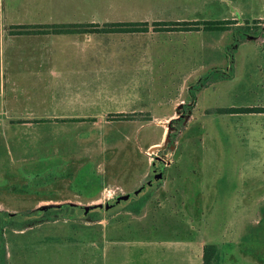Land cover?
<instances>
[{"label": "rangeland", "instance_id": "obj_1", "mask_svg": "<svg viewBox=\"0 0 264 264\" xmlns=\"http://www.w3.org/2000/svg\"><path fill=\"white\" fill-rule=\"evenodd\" d=\"M67 1L100 6L104 17L178 16L176 10L156 14L188 7L198 19L233 11L242 20H227L223 30L201 26L148 35L126 45L124 68L116 62L94 69L93 79L79 76L77 84L99 80L94 108L126 110L121 114L95 123L0 125V244L6 260L14 230L70 222L77 227L73 232L81 231L80 222L98 214L84 207L92 200L112 202L153 180L152 163L159 157L160 180L121 205L160 204L167 213L173 206L194 207L204 214L206 234L219 242L211 264H264V227H256L264 212V19H255L264 17V0ZM143 42L150 54L140 51ZM39 201L61 209L33 210Z\"/></svg>", "mask_w": 264, "mask_h": 264}, {"label": "crops", "instance_id": "obj_2", "mask_svg": "<svg viewBox=\"0 0 264 264\" xmlns=\"http://www.w3.org/2000/svg\"><path fill=\"white\" fill-rule=\"evenodd\" d=\"M84 10L88 13H83ZM164 10L179 13L178 16L172 13L104 17L106 14H99L102 8L94 4L67 0H0V125L6 121L11 126L14 123V126H53L90 118L95 123V118L109 113L121 114L126 110L110 112L108 107L103 112L102 105L94 108V103L95 106L98 104V97L94 99V94L98 96L100 92L99 80L95 78V83L88 85L77 84L79 76L93 79L97 74L94 69L114 66L116 62L118 68H124V48L139 43L137 41L143 37L147 41L148 35L188 32L150 29L133 33L18 34L13 33L15 26L242 20L233 16V11L229 17L198 19L191 16L193 12L188 7L161 8L156 15ZM146 45L149 44L143 42L140 51L150 54L151 48ZM141 59L148 62L150 58L143 56ZM91 177L94 180V176ZM143 193L127 201H134ZM96 201L92 200L89 205L99 204ZM42 202L32 209L37 210ZM94 210H97V216L80 222L81 231L73 232L77 227L70 222L58 225L47 222L25 230H14L12 250L7 251L8 264H204L205 247L219 246V242L205 232L207 226L203 225V212L188 208V205L170 207L168 213L164 205L150 203L127 207L120 203L107 211L102 208ZM189 216L190 219H184ZM30 233L39 237L26 241L24 237ZM213 260H218L217 254Z\"/></svg>", "mask_w": 264, "mask_h": 264}, {"label": "trees", "instance_id": "obj_3", "mask_svg": "<svg viewBox=\"0 0 264 264\" xmlns=\"http://www.w3.org/2000/svg\"><path fill=\"white\" fill-rule=\"evenodd\" d=\"M227 20L224 21H160V22H109V23H72V24H51L46 26H15L13 33L18 34H27V33H55V34H68V33H87V32H96V33H133V32H147L150 29L152 31H199L200 27L204 30H223V24H229ZM243 35L247 34V29ZM247 30V31H246ZM250 108H239L236 111L240 112H249ZM234 112L235 110H229ZM261 111V110H258ZM122 117V116H119ZM142 202L138 203V206H141ZM61 209L59 207H52L50 210ZM97 209V208H96ZM14 215V214H13ZM28 217V216H26ZM1 221V220H0ZM29 224L26 220L25 222ZM215 250L214 245H208L204 249L203 262L204 264H211L212 257ZM0 264H8L5 256L3 246L0 244Z\"/></svg>", "mask_w": 264, "mask_h": 264}, {"label": "water", "instance_id": "obj_4", "mask_svg": "<svg viewBox=\"0 0 264 264\" xmlns=\"http://www.w3.org/2000/svg\"><path fill=\"white\" fill-rule=\"evenodd\" d=\"M156 147H159V146H155ZM154 148V147H153ZM154 166V165H153ZM152 166V167H153ZM154 179H160L161 178V170L157 171L155 176L153 177ZM152 183L151 180L147 181L146 184H144L142 187L140 188H137L136 190H134L133 192L131 193H128L122 197H119V198H116L114 201L112 202H109V203H106V204H95V205H89V206H86L84 207L85 209V212H88L90 209H96V208H104L105 210L115 206V205H118L121 203V201H127L130 197H132V195H139L141 192H143L147 185H150ZM59 206V204H49V205H43V206H40L37 208V210H42V209H45V208H49V207H57ZM13 215V214H12Z\"/></svg>", "mask_w": 264, "mask_h": 264}, {"label": "flooded vegetation", "instance_id": "obj_5", "mask_svg": "<svg viewBox=\"0 0 264 264\" xmlns=\"http://www.w3.org/2000/svg\"><path fill=\"white\" fill-rule=\"evenodd\" d=\"M159 160H160V158L157 157V158L155 159V161L152 163V166L154 165V166H153L154 176H155L156 172L160 170L159 166L157 165V162H158ZM159 180H160V179H154V178H153V180H151L152 183H151L150 185H147V187H146L145 190H147L148 187L152 186L155 182H157V181H159ZM154 181H155V182H154ZM145 184H146V183H145ZM145 190H144V191H145ZM263 211H264V210H263ZM261 220H263V222H262V223L258 222V225H257L256 227H259V226L264 227V212H263V215H262ZM259 223H260V224H259Z\"/></svg>", "mask_w": 264, "mask_h": 264}, {"label": "bare ground", "instance_id": "obj_6", "mask_svg": "<svg viewBox=\"0 0 264 264\" xmlns=\"http://www.w3.org/2000/svg\"><path fill=\"white\" fill-rule=\"evenodd\" d=\"M166 122H167V121H166ZM166 122H165V123H166ZM157 146H159V145H157ZM52 204H55V203H52ZM43 205H46V204H43ZM43 205H41V206H43ZM47 205H49V204H47ZM39 207H40V206H39Z\"/></svg>", "mask_w": 264, "mask_h": 264}]
</instances>
